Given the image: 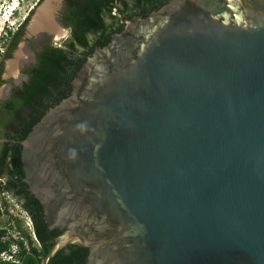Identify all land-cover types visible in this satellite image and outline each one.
<instances>
[{
  "label": "water",
  "instance_id": "1",
  "mask_svg": "<svg viewBox=\"0 0 264 264\" xmlns=\"http://www.w3.org/2000/svg\"><path fill=\"white\" fill-rule=\"evenodd\" d=\"M88 264H264V0H171L97 47L22 141Z\"/></svg>",
  "mask_w": 264,
  "mask_h": 264
},
{
  "label": "flooded vegetation",
  "instance_id": "2",
  "mask_svg": "<svg viewBox=\"0 0 264 264\" xmlns=\"http://www.w3.org/2000/svg\"><path fill=\"white\" fill-rule=\"evenodd\" d=\"M92 1L35 0L27 4L26 11L20 12L15 27L3 42L0 54V192L9 198L2 194L0 203L14 228L15 219L22 222L21 212H14L9 202L19 205L29 220L28 231L33 238L35 234L27 204L31 200L37 203L35 206H39L44 222L45 214L26 182L22 141L45 112L61 100V93L60 87H53L50 90L53 94L47 99L36 94L25 100L32 78L39 68H44L45 58L51 52L62 50L70 57H78L83 64L97 47L106 45L115 33L120 32L126 21L145 18L171 0H97L106 10H103L106 27L96 32L82 31L76 25L77 11L81 8L90 14ZM78 34L85 44H75Z\"/></svg>",
  "mask_w": 264,
  "mask_h": 264
},
{
  "label": "trees",
  "instance_id": "3",
  "mask_svg": "<svg viewBox=\"0 0 264 264\" xmlns=\"http://www.w3.org/2000/svg\"><path fill=\"white\" fill-rule=\"evenodd\" d=\"M106 11L97 0L92 1V10L86 14L83 9H78L76 25L80 30H91L96 32L106 27L103 12ZM75 44H85L84 39L78 34ZM103 43L100 46H104ZM82 65L78 57H70L62 50H56L45 58L44 68H39L32 78L29 89L27 90V99L36 94L45 96L47 99L53 93L50 91L53 87H60L61 99L70 92V82L75 76L76 71ZM58 102V101H57ZM33 200L27 204L28 212L31 215L33 223V232L35 238L24 227L21 221L15 219V229L20 235V240H13L21 250L17 252L18 262L0 259V264H40L43 257L54 243L55 237L60 233L59 229H50L40 215L39 206ZM4 231L0 230V237ZM10 241L0 240V251H10ZM88 250L75 244H69L62 248L51 257L48 264H88L86 261Z\"/></svg>",
  "mask_w": 264,
  "mask_h": 264
},
{
  "label": "rangeland",
  "instance_id": "4",
  "mask_svg": "<svg viewBox=\"0 0 264 264\" xmlns=\"http://www.w3.org/2000/svg\"><path fill=\"white\" fill-rule=\"evenodd\" d=\"M35 0H22L20 1V4L18 5L17 12L6 21L5 15L3 13H7L9 15V7L12 4H15L17 0H0V54L1 50L4 47L3 42H5L7 36L10 34L9 31H12L15 27V23L18 20L19 14L23 13L22 11H26L27 4H32ZM13 6V5H12ZM2 192H0V196H2ZM3 196L7 197V194L4 193ZM9 199V198H8ZM9 207L14 210V212L20 211L21 219L23 222L24 227L27 228V230L30 231L29 226V220L26 216V214L20 209L19 205L17 203H13L12 201L9 202ZM10 217L8 213L5 211V208L0 203V230L6 231V233H3V235L0 237V240L5 241L9 240L10 243V249H14L20 251L21 247L14 242L13 240H20V235L17 233L16 229L14 227H11L10 225ZM17 252L15 253V257L18 258ZM9 254V253H8Z\"/></svg>",
  "mask_w": 264,
  "mask_h": 264
},
{
  "label": "built area",
  "instance_id": "5",
  "mask_svg": "<svg viewBox=\"0 0 264 264\" xmlns=\"http://www.w3.org/2000/svg\"><path fill=\"white\" fill-rule=\"evenodd\" d=\"M16 252L17 250L14 249H10V251L9 250L0 251V259L18 262V258L15 257Z\"/></svg>",
  "mask_w": 264,
  "mask_h": 264
},
{
  "label": "clouds",
  "instance_id": "6",
  "mask_svg": "<svg viewBox=\"0 0 264 264\" xmlns=\"http://www.w3.org/2000/svg\"><path fill=\"white\" fill-rule=\"evenodd\" d=\"M20 1H22V0H17V2L15 3V4H12L10 7H9V15L7 14V13H5L4 15L5 16H7L6 17V21H8V19L10 18V17H12L16 12H17V10H18V5L20 4Z\"/></svg>",
  "mask_w": 264,
  "mask_h": 264
},
{
  "label": "bare ground",
  "instance_id": "7",
  "mask_svg": "<svg viewBox=\"0 0 264 264\" xmlns=\"http://www.w3.org/2000/svg\"><path fill=\"white\" fill-rule=\"evenodd\" d=\"M49 8V7H48ZM46 10V9H45ZM45 17V16H44ZM49 17V16H48ZM41 18H43L42 16H41ZM47 21V20H46ZM51 23H53V21L51 22ZM55 24V23H54ZM49 26V25H48ZM54 28V27H53Z\"/></svg>",
  "mask_w": 264,
  "mask_h": 264
}]
</instances>
